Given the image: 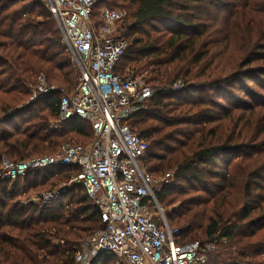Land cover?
Listing matches in <instances>:
<instances>
[{"label":"trees","instance_id":"obj_1","mask_svg":"<svg viewBox=\"0 0 264 264\" xmlns=\"http://www.w3.org/2000/svg\"><path fill=\"white\" fill-rule=\"evenodd\" d=\"M101 5L126 10L127 47L115 72H145L141 78L156 88L128 124L148 143L146 170L171 174L154 193L169 226L180 229L179 243L213 241L202 264H264V0ZM60 38L42 0H0V163L90 136L80 117L50 127L59 93L78 85ZM39 74L55 91L32 99ZM178 79L183 87L170 90ZM78 171L54 165L0 177V264H75L82 241L105 225L81 183L65 184ZM63 180L48 204L23 203ZM113 262L102 252L90 264Z\"/></svg>","mask_w":264,"mask_h":264},{"label":"built area","instance_id":"obj_2","mask_svg":"<svg viewBox=\"0 0 264 264\" xmlns=\"http://www.w3.org/2000/svg\"><path fill=\"white\" fill-rule=\"evenodd\" d=\"M102 0H42L60 31L61 45L78 72L72 94H61L58 117L50 127L80 117L93 130L86 144L63 143L53 154L26 160L4 158L0 177L15 180L28 170L54 165H73L77 174L67 182L81 183L85 195L98 208L103 228L95 230L77 251V264H90L99 253H111L123 264H202L213 241L179 243L180 229L170 227L154 190L167 182L156 180L142 160L147 141L131 130L129 116L142 107L156 88L137 75L115 72L127 47L121 30L126 10L101 5ZM183 87L181 79L169 86ZM168 87H163L166 89ZM32 99L55 91L43 74L31 85ZM61 188L32 198L29 202L48 204ZM151 204L158 211L157 219Z\"/></svg>","mask_w":264,"mask_h":264},{"label":"rangeland","instance_id":"obj_3","mask_svg":"<svg viewBox=\"0 0 264 264\" xmlns=\"http://www.w3.org/2000/svg\"><path fill=\"white\" fill-rule=\"evenodd\" d=\"M55 27H57L56 26V24H55ZM57 29V28H56ZM58 31H59V29H57ZM59 33H60V31H59ZM145 74V72L144 73H142V74H139V75H137L138 77H142L143 75ZM60 95L61 94H64V92H60L59 93ZM89 134H90V136H75V137H73L68 143H74V144H76V143H83V142H86V141H88L89 139H90V137L93 135L92 134V130L90 129L89 130ZM37 156H39V155H37ZM4 158H2V160H3ZM1 163H2V161H1ZM1 163H0V167H1ZM144 166V168L146 167L145 165H143ZM153 174V177H155V179L156 180H160L162 177H164V176H166L167 178H169V176L171 175V174H166V175H161V174H154V173H152ZM69 180V179H68ZM173 181V179H171V178H169V181ZM67 180H63V181H61V182H58L57 183V185L52 189L53 191L54 190H57L58 188H62V186L63 185H69V184H67V182H66ZM66 182V183H65ZM65 183V184H64ZM71 184V183H70ZM160 184H158V186H159ZM51 190V191H52ZM47 192H50V191H47ZM47 192H44V193H47ZM43 193V194H44ZM42 194V195H43ZM41 195V196H42ZM36 197V195L35 194H30V195H28L27 197H23L22 198V201H23V203H26V202H29L32 198H35ZM151 208L153 209V213H155L154 214V216L158 219L159 218V216H158V211H157V209L156 208H154V206L153 205H151ZM164 211L166 210V208L164 207V206H162L161 207ZM89 236H87V238H88ZM87 238H85L83 241H82V243H81V245H80V247H79V249L77 250V251H79V250H81V248H82V244H83V242L87 239ZM77 252H75V254H76ZM74 254V255H75ZM75 257V256H74ZM75 262V261H74ZM75 264H77V262H75ZM111 264H123V263H121V262H119V261H117L116 259H115V262H113V263H111Z\"/></svg>","mask_w":264,"mask_h":264}]
</instances>
